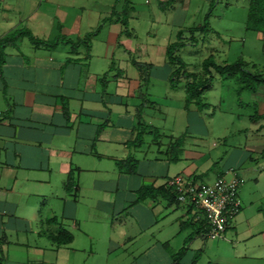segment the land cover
Returning a JSON list of instances; mask_svg holds the SVG:
<instances>
[{"label":"crops","instance_id":"1","mask_svg":"<svg viewBox=\"0 0 264 264\" xmlns=\"http://www.w3.org/2000/svg\"><path fill=\"white\" fill-rule=\"evenodd\" d=\"M199 1L131 0L124 23L113 16L115 6L124 15L117 0H0V264H264L211 252L222 241L264 239V85L238 92L254 104L235 110L187 105L186 81L181 100L151 92L177 88L179 48L169 50L181 32L191 33L187 45L213 31L215 1ZM180 5L187 16L202 7L208 31L192 32L204 22L181 29ZM141 12L152 21L144 34L132 24ZM109 18L89 44L62 41H82ZM18 29L61 41L37 46L15 38ZM218 112L247 121L218 133L210 127ZM234 171L245 179L240 212L225 239L206 238L169 180Z\"/></svg>","mask_w":264,"mask_h":264},{"label":"rangeland","instance_id":"2","mask_svg":"<svg viewBox=\"0 0 264 264\" xmlns=\"http://www.w3.org/2000/svg\"><path fill=\"white\" fill-rule=\"evenodd\" d=\"M100 1L102 3L107 2V0ZM145 1H148L151 4L155 3V0ZM214 1L216 6L213 7V17L210 19L213 31L208 35H197V41L192 43L189 40V44L185 45V47L179 46L177 59L182 60L185 66L180 72L198 74L203 70V61L210 56H213L212 58L220 64L224 63V61L227 63H233L237 60L243 59L247 62V69L251 71H256L255 68L262 69L264 67V33L246 29L249 0ZM196 4L199 5L200 1L197 0ZM139 9L141 10V7H139ZM199 10L203 11L202 7H200L195 13L194 9H191L189 13L190 15L187 16L183 12V6L180 5L178 11H175V20L181 21V23L184 24H182L183 28L181 29H187L195 24L200 25L204 22L203 15L197 13ZM142 13L143 12L139 14V19L137 21L135 18L132 19V24H139L142 31L141 33L144 34L145 32H143V29L147 24L152 23V21L149 20V15ZM160 35H162L161 32ZM183 35L190 38L191 33L190 31H185ZM178 62L177 69L180 68V61ZM186 80H188V78L184 76L176 80L178 82L176 89H169L165 85L157 84V86L151 89V92L157 93L160 95V98L164 95H167L170 98L178 92L183 91L182 84ZM204 93L205 94L202 95L203 102L206 104L209 103L211 106H217V108H232L235 110L243 101L251 105L254 104L251 102L252 97H250L252 96V93H244L239 97L240 92L238 93L236 81L232 78H227V76L216 75L211 89ZM175 97L180 100L183 99V95H176ZM242 106H244V104ZM175 116L176 113L174 112L173 117ZM230 121L234 123L233 127L230 124ZM246 121L247 116L245 115H242L241 119L238 120L235 113L224 114L218 112L215 118L211 121L210 127H213L218 133H221L222 129L229 127L231 133H235L239 128L244 126L243 124ZM223 141L224 138L213 139V142L217 145L214 152H218V149L220 151L222 150L220 146L224 145ZM236 219L237 216L235 219L231 220L230 224L236 221ZM262 239L263 237L261 236L259 238L251 239L247 243L240 242L236 245L232 242H228L229 240L227 242L222 241L220 244L212 246L211 252L213 254L218 252L223 255H231L241 251L239 255L251 254L254 256H264V246L260 249L258 248L260 244L263 243L264 245V239ZM235 246L237 247L236 249H238V247L239 249L232 252ZM240 262L243 261L240 259ZM253 264L255 263L253 262Z\"/></svg>","mask_w":264,"mask_h":264},{"label":"trees","instance_id":"3","mask_svg":"<svg viewBox=\"0 0 264 264\" xmlns=\"http://www.w3.org/2000/svg\"><path fill=\"white\" fill-rule=\"evenodd\" d=\"M121 1L123 2V6H124V10H123L124 15L122 13H119V15H118V12L116 10L117 6H115V9L113 10V16L116 15L119 17H123L124 23H127L128 22V13H129L128 11H129V8L131 5V0H117V5ZM111 19L112 18L105 19L102 22V24L97 28V30L91 32L82 41L73 42L71 40H66V39H64L62 41H64L65 43H70L73 46H78L81 43L89 44L91 39L94 36H96L102 30L104 24L111 21ZM208 29H209V18H207L205 20L202 27H197L195 29L193 28L192 32L195 33V31H201L203 33H206L208 31ZM246 29L251 30V31L264 33V0H249V9H248V16H247V21H246ZM183 33L184 32L180 33L179 41H177L175 44H173V46L170 47V50H169V56L170 57L174 56V54L177 51V49L179 48V46H183L186 44V41H182ZM15 34H17V37H15V38L22 37L24 35H29L31 41L34 44H36L37 46L54 47L59 43V41H61L60 39H55V40H50V41L40 40V39L36 38L29 30H26V29H24V30L18 29L15 32ZM10 38H12V36H10ZM190 41L191 42L197 41L196 37L192 36ZM5 46H6V40H4L0 44L1 54H2L3 50L5 49ZM212 57L213 56H210L203 61L202 69L205 73L204 77H201L197 73L180 72V70L181 69L183 70L185 68V66H184L182 60H178L176 58V61H180V68L177 69L175 71V73L173 74V80L174 79L178 80V79L182 78L183 76L188 78V80H186V82H187V85H186V102H187V105L194 103L200 109L207 108L208 105L203 102L202 95L204 94V92H206L208 89L211 88L212 82L214 81L216 74L221 75V76L237 78L238 85H239L238 86V92H242L244 90L256 91L259 86L264 85V67L262 69H256L254 67L256 71H251V70L247 69V62L243 59L237 60L233 63H227L226 61H224V63L220 64V63H217ZM177 144L178 145L182 144V138L177 140ZM188 179H191V178H188ZM194 179H196V178H194ZM201 181H204V180H201ZM170 191L174 193L173 197L176 200V202L179 203L177 201L176 193L172 190L171 187H170ZM201 223L203 225L202 235L204 236L205 225L203 222H201ZM59 241L61 242L62 240H59Z\"/></svg>","mask_w":264,"mask_h":264},{"label":"built area","instance_id":"4","mask_svg":"<svg viewBox=\"0 0 264 264\" xmlns=\"http://www.w3.org/2000/svg\"><path fill=\"white\" fill-rule=\"evenodd\" d=\"M244 183L245 179L236 171L230 179L201 181L175 176L169 180L179 204L191 207L196 221L205 225L204 236L210 239L226 238L231 220L241 209L239 190Z\"/></svg>","mask_w":264,"mask_h":264}]
</instances>
